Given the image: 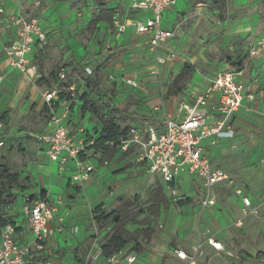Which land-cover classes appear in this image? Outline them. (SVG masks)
Listing matches in <instances>:
<instances>
[{"label":"rangeland","instance_id":"rangeland-1","mask_svg":"<svg viewBox=\"0 0 264 264\" xmlns=\"http://www.w3.org/2000/svg\"><path fill=\"white\" fill-rule=\"evenodd\" d=\"M186 1L185 11L180 13L177 21L180 36L174 45L177 59L169 63L160 76L143 77L139 90L119 88L115 83L107 84L106 74L99 71V64L95 61L101 48L98 40L101 30L93 13L94 5L87 0L83 4L80 2L82 17L88 20L80 41L85 49L89 48V60H93L87 65H92V72L98 74L102 88L111 94L114 102V106L107 103V95L92 96L101 116L114 119L119 126L130 130L138 125L133 114L139 110L141 103L146 106L168 97V88L178 68L188 66L193 69L187 68V72L193 71V77L183 84V90L201 94L219 73L231 70L232 65L237 64L235 60L229 61V56L233 57L231 48L238 52L250 42L264 37V0H224L223 16L226 21L223 23L218 20L219 12L211 7L208 0L201 4L196 0ZM52 46L49 45L47 54L35 63L36 79L0 72V120L8 119L11 133L6 139V149L0 151V166H7L10 173L17 177L16 183L9 186V193L16 196V207L21 206L23 195L47 193L42 181L47 182L45 176L50 163L39 153L35 139L36 135L45 132L49 121L43 94L74 83L80 99L85 80L91 72L73 65L66 71L65 80L61 81L59 74L69 61L65 60L64 53L51 52ZM133 48L130 46L118 53L116 60L123 64L125 71L118 73L117 80H120L121 74L127 75L128 70L143 69L152 63L144 53L131 52ZM137 49L135 47L134 51ZM63 51L69 52L70 49ZM235 58L239 60V53H235ZM99 118L91 115L85 120L87 125H92L91 132H88L92 137L102 129V126L99 130L95 127V124L101 125ZM246 126L250 132L240 143L215 144L219 153L215 154L214 150V162L232 175L234 184L221 191L217 205L206 212L201 210L199 197L192 189L178 185L179 195H171L159 180L144 175L136 164L131 163L130 156L120 157L118 154L119 159L114 160L112 167L121 165L118 171H124L126 175L118 183L111 184L109 191L114 193L118 190L122 195L109 203L106 212L123 207L129 218H136L126 225L134 242L121 252L105 257L102 248L113 235L115 225L110 220L97 224L91 241L90 261L113 264L109 260L115 258V264H124L129 255H135L141 264H188L179 261L175 250H191L193 245L201 244L203 250L195 264H208L210 261L212 264H264V122H249ZM3 182L0 170V186ZM242 196L251 198L256 213L244 212L240 200ZM187 200H191L190 206H178L179 202ZM13 212L10 205L2 207L3 214L12 215ZM211 238L224 244V252L220 255L209 250ZM95 242L102 254L93 261L91 253ZM141 250L146 251L144 258H151L152 261H140L138 253ZM156 259L160 261L156 262Z\"/></svg>","mask_w":264,"mask_h":264},{"label":"built area","instance_id":"built-area-1","mask_svg":"<svg viewBox=\"0 0 264 264\" xmlns=\"http://www.w3.org/2000/svg\"><path fill=\"white\" fill-rule=\"evenodd\" d=\"M27 1V0H24ZM178 0H134L133 7L141 10H150L152 18L140 20L124 19L115 22L113 37L117 40L127 28L132 27L139 35L149 36L150 51L156 54L157 69L177 58L176 51H169L160 55L158 49L174 39L175 31L163 29V13L176 7ZM5 15V10L0 8V17ZM3 21L18 29L17 39L9 45L1 47L3 55L10 60L12 69L27 76L30 80L37 78L36 67L32 64L30 55L34 44H45L49 38V32L43 28L36 18L28 19L24 16L3 18ZM105 61L103 63L107 84L119 82L122 86L136 88L139 83L134 78L123 76L116 79L111 64V58L115 55L114 41H106L104 45ZM249 56L261 58L264 62V37L249 45ZM157 69L153 73H157ZM66 70L61 69L59 74L61 81L65 80ZM243 71L232 68L223 71L214 79L210 90L201 94L190 93L187 100L193 102L188 105L183 101L177 108V118L171 116L165 110L162 102L153 108V112L159 116L163 132L159 133L152 126L133 127L129 130L127 139L121 142L122 150L133 148L136 160L147 165L146 173L160 175L163 182L169 186V193L179 195L178 183L182 174L196 177L204 185L207 196L202 202L204 209L213 207L215 201L211 199L210 192L218 183H226L231 188L234 184L232 176L221 169L213 168L209 155L202 146L205 139L215 137L217 139H231L235 135L232 117L240 109L246 100L256 103L263 98L257 80L254 79L248 86L240 76ZM91 74V73H90ZM212 94H217L218 99L214 104L209 100ZM78 101L77 89L74 84L69 87H59L48 90L43 94V102L49 112V121L45 132L37 137V141L44 147V153L50 162L56 163L60 172H63L69 162L74 163V175L72 182L77 188H82L91 174L95 171L92 162L88 159L89 149L96 139H90L73 134L68 125L71 104ZM109 101V100H108ZM6 120H0V151L6 146L9 133L3 132L7 126ZM114 145V143H111ZM108 164L107 161L104 162ZM241 194V191H238ZM243 210L245 213H256L251 199L242 196ZM63 204L59 199L50 203L46 198L33 200L26 198L19 208V216L24 218L29 228L32 240L20 244L16 238V225L7 223L0 232V264H49L44 254L52 235L49 223L53 220L58 208ZM209 244L216 250L224 251L223 245L211 238ZM219 245V246H217ZM202 245H197L193 254L184 251L177 252L181 260H190L195 264L196 255L200 253ZM102 254L98 243L93 244L92 260H97ZM37 258L39 260H37ZM129 264L136 262V258H126ZM115 264V258L109 260Z\"/></svg>","mask_w":264,"mask_h":264},{"label":"crops","instance_id":"crops-1","mask_svg":"<svg viewBox=\"0 0 264 264\" xmlns=\"http://www.w3.org/2000/svg\"><path fill=\"white\" fill-rule=\"evenodd\" d=\"M81 1L83 4L84 0H0V8H3L5 10V15L0 17V72L27 77L12 69L10 60L5 55H3L1 51L2 46L9 45L14 42L17 39L18 35V29L13 26L7 25L3 21V18H10L20 15L28 19H38L43 28L49 32L47 43L43 45L39 43L34 44L30 59L35 67L37 59L39 57H44L47 54V47L49 45H53L51 52L60 51L61 54L64 53L65 60L69 61L64 68L66 71L70 69V66L75 65L78 68L82 66L85 68V70H90L91 74L94 73L91 69L92 65H87L88 63H90V61H93L89 60L91 57V55L89 54V48L85 49L80 41V35H82L84 27L88 24L86 22L88 20L82 17V11L79 10L82 8V4L80 3ZM87 1L91 5H94L95 11L93 13H95L97 16H95L97 18V26L101 30V35L98 37V40H100L101 43V48L98 52V56L95 57V61L98 62L99 71L101 73H104V69L102 67L105 61V54L103 51L104 45L110 38L112 41H114L116 50L115 55L111 59V64L116 77L118 73L124 70L123 64L117 62L116 58L118 56V53L124 49H127V47L131 46L134 48H138L136 51H134V48L131 49V52L144 53L150 60H152V63L150 65L144 66L145 68L143 69L138 68L135 70H128L126 71L127 75L121 74L119 76L134 78L138 81L139 85L143 80V77H146L148 75L154 77L160 76L162 73H164L166 66L169 63H173L177 59L176 58L175 60L170 61L157 69L155 62L156 54L150 51L148 44L149 36L137 34L135 29L132 27L127 28L126 32L117 40L112 36L115 28V22H122L126 18H130L132 20H140L143 17L152 18L153 14L150 10L144 11L138 8H134V0ZM196 2L198 3L197 0ZM185 3H187L186 0H178V3L174 9L163 13L161 26L166 30H174L175 37L158 49V53L160 55H165L167 54V52L173 50L178 54L177 49L174 46L180 37L178 33L179 26L177 21L180 13L185 11ZM211 7L213 8L212 5ZM213 9L215 10V8ZM255 41L256 40H254L253 42ZM253 42H250L244 50H237L238 52H235V50L231 48L230 52L233 57L229 56V58H232V61L230 62H233L235 60L237 62V65H241L240 67L232 65V67L236 70H241L244 72L243 75L240 76V79H242L248 86H250L252 84V81L256 79L257 85L259 86L260 91H263L264 96V62L261 60V58H252L248 53L249 45ZM65 48H69L70 51H63ZM235 53H239V60L235 58ZM243 60H245V63L243 62ZM70 63L74 64L70 65ZM186 67L188 66H182L178 68L179 70H177L176 75L172 79V83L168 88V97L166 99H157L154 102L148 103L146 106H143V103L140 104L139 110H137L133 114V118L136 119L138 123V125L134 127L152 126L159 133H162L164 130L160 124L159 116L153 112V108L155 106L163 102L165 104L166 112L171 116L177 118V108L181 102L187 101L188 105H193L192 101L187 100V95L192 92L183 90V84L189 82L193 77V71L190 70L189 72H187ZM156 69L157 73L155 74L153 73V71ZM181 76L182 79L180 78ZM213 82L204 92H207L211 89ZM114 83L115 86L119 88L126 87L117 82ZM175 85L176 87H174V92H172L171 90ZM102 87L103 86L101 85L99 93H92L85 83V85L83 86V96L78 99V101L71 104L67 126L73 134L77 136H83L81 134L82 132L84 134H88L89 131L91 132L90 129H92V125H87L85 121L88 116L90 117L91 115H94L96 118H99V116L102 117L99 113L94 114L93 111L89 110V108H87L86 111L83 112L86 104L90 106L92 102L96 103L94 102L96 100H94L92 96L98 97L107 95L106 98H108L109 100L107 101V103L114 106L113 97L110 93L104 91ZM126 88H128L129 90H139V86L136 88ZM217 99V94H212L209 103L214 104ZM2 120H6L8 122V119L3 118ZM249 122H264V97L260 98L256 103H249L246 100L243 101L242 109H240L232 117L233 128L235 130V135L233 138L217 139L215 137H211L203 140L202 146L205 149L206 153L209 155L213 168L221 169L232 176L227 170L214 162V150L215 154L219 153L217 149L218 147L215 144L219 143L220 146H222L226 145L227 143H240L244 139V135L250 132V129L246 126V124ZM83 123H85L84 126L82 125ZM100 124L101 125L95 124V127L98 130L100 129L99 126H102V123ZM3 132H7L11 135L10 130H8V126H6ZM39 135H36L35 139H37ZM36 142L39 148V153L49 161L44 153V147L37 140ZM6 147L7 143L4 149H6ZM130 158V162L136 164L144 175L148 176L149 178H156L157 180H159L165 191L167 193L169 192V186L163 182L160 175H149L146 173L147 165L145 163L138 162L136 160L135 153L131 154ZM49 163L50 167L48 169V173L45 176L47 182L42 181V184L44 185L47 193L43 195L44 193L41 192L38 194H34L33 192H31L28 195V198H31L33 200L46 198L50 203H54L59 199L63 200V204L58 208L53 220L49 223V226L52 230V235L47 244V250L44 254V257L49 262V264H96V262L90 261L89 256L92 245L91 241L95 236V230L97 227V224L94 220L93 211L96 207L101 205L105 212L108 211V205H110L109 203H112L111 201H115V199L119 198L120 195H122V192L118 190H116L114 193L110 192L109 188L111 184L121 181L122 176L126 175V172L120 170L118 171V167H120L121 165L112 167L113 162H108V164L99 161L92 162L95 171L91 174L89 180L85 182L82 188H77L72 182V177L74 175L73 162H69L63 172L59 171L58 165L56 163H52L50 161ZM178 185L187 190H193L194 194L199 197L201 204L200 208L202 211L206 212L212 208H203L202 202L205 200L207 192L202 182L196 177L182 174ZM228 188L229 187L226 186V183H218L213 186L210 192V196L211 199L215 201L214 206L217 205L218 194L224 189ZM197 193H199V196ZM240 200L241 204L243 205L242 199ZM191 203V200H187V204H185L184 206H178L181 208H185L190 206ZM17 221L16 238L20 244H25L26 242L32 240L31 232L21 214L20 218ZM216 240L220 242L224 247V244L221 241H219L218 239ZM196 246V244L193 245V247H191V250L178 248L175 250V255L177 257V252L179 251H184L187 254L192 255L193 250ZM201 250H203V245ZM209 250L212 251L215 255H220L222 252H224L214 249L210 244ZM138 254L139 259H141L140 261H152L151 258H144V254H146V251L141 250ZM132 257L136 258V262L132 264H141V262H138V259L135 255ZM198 257L199 254L196 255L195 263H197ZM178 259L179 261L187 262L188 264H190V260H181L180 258ZM37 260L39 259L37 258ZM159 261V259H156V262ZM123 263L129 264L127 261ZM32 264L36 263L34 262ZM208 264H212V261H210Z\"/></svg>","mask_w":264,"mask_h":264},{"label":"trees","instance_id":"trees-1","mask_svg":"<svg viewBox=\"0 0 264 264\" xmlns=\"http://www.w3.org/2000/svg\"><path fill=\"white\" fill-rule=\"evenodd\" d=\"M198 3H202L206 0H197ZM213 8L215 10L219 11V20L221 22L226 21V17L223 16V10L225 8V1L224 0H208ZM229 61H232V58H229ZM236 66H241L240 64H233ZM188 67H186L187 69ZM182 79V76L180 77ZM180 80V79H179ZM178 80V81H179ZM86 86L92 93H99L100 87H101V80L97 73H92L89 76H87L85 80ZM177 85V84H176ZM172 88V92H174V87ZM69 84H65L64 87H69ZM85 97V96H84ZM89 108V110L93 111L94 114L98 113V110L96 108V105L94 103L86 104V106L83 109V112L86 111V109ZM100 117V116H99ZM102 123V129L98 131L97 136H94L96 141L94 145L89 149V157L88 159L91 162H114V160H118V154L120 157H126L131 156V154L135 153L133 148H129L128 150L124 151L122 150L121 142L125 141L127 139V135L129 132V129L122 128L119 126L114 119L106 118V117H100L99 118ZM85 138H92V135L90 134H84ZM111 143H114V145H111ZM1 170V178L4 180V182L0 186V232L1 228L7 224L12 223L14 225L17 224V218H20L19 216V208L16 207V196L13 194L11 195L9 193V186H12L16 183L17 177L14 174H11L7 166H0ZM45 195V194H43ZM28 196L23 195L21 197L20 205H22L23 201ZM12 198V199H9ZM187 204V201H181L179 202V206H184ZM10 205L12 208L13 214H3L2 213V207ZM15 213V214H14ZM94 214V220L96 224H102L106 221H111L115 225L114 233L109 238L106 245L103 246V253L105 257H110L118 252H121L126 247H128L130 244L134 242L132 235L126 230V225L129 222H133L136 220V218H129V213L124 209L123 207L119 208L118 210H114L112 212H105L101 206H98L93 211Z\"/></svg>","mask_w":264,"mask_h":264},{"label":"snow or ice","instance_id":"snow-or-ice-1","mask_svg":"<svg viewBox=\"0 0 264 264\" xmlns=\"http://www.w3.org/2000/svg\"><path fill=\"white\" fill-rule=\"evenodd\" d=\"M217 246H219V245H217Z\"/></svg>","mask_w":264,"mask_h":264}]
</instances>
